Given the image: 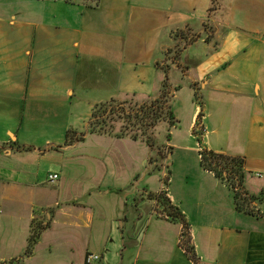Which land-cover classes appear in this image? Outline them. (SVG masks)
Returning a JSON list of instances; mask_svg holds the SVG:
<instances>
[{
    "label": "crops",
    "instance_id": "1",
    "mask_svg": "<svg viewBox=\"0 0 264 264\" xmlns=\"http://www.w3.org/2000/svg\"><path fill=\"white\" fill-rule=\"evenodd\" d=\"M218 1L217 12L208 17L210 0H99L95 7L82 0H18L15 12L0 16V162L1 157L21 153L18 147H26L11 132L26 115L43 117L63 136L68 130L76 131L80 115H87L88 121L96 104L131 95L136 100L156 97L165 76L155 65L170 64L166 52L183 42L189 31L195 41L179 54V66L168 70V83L171 85L170 74L176 72L189 78L190 89L193 85L199 95H212L220 105L226 104L228 95L243 97L251 104L244 152L231 157L244 159V180L253 175L264 181V0ZM4 6L15 7L13 3ZM205 23L213 33H208ZM175 32L181 33L177 39ZM197 43L207 52L203 59L197 64L180 61ZM200 111L196 106L191 126L197 124ZM201 114L203 120L208 118ZM207 150L230 156L226 151ZM3 168L0 254L6 253L19 229L25 235L27 222L88 229L90 235L91 215H72L69 207L52 204V196L56 200L58 192L47 193L31 176L3 173ZM208 174L217 187L219 181ZM144 176L142 173L139 179ZM221 190H226L224 185ZM161 191L165 190L157 193ZM258 191L262 204L257 210H263L264 182ZM166 192L173 206L180 205ZM221 196L222 205L227 200ZM181 213L189 225L199 264H264V219L236 212L231 201L230 207H218L213 220L192 218L184 210ZM153 222L147 220L139 242L133 235L137 224L123 241L124 255L130 249L126 264H192L178 247L181 227L170 252L171 232L163 227L169 223ZM111 223L99 221L98 229L108 239L115 235Z\"/></svg>",
    "mask_w": 264,
    "mask_h": 264
},
{
    "label": "rangeland",
    "instance_id": "2",
    "mask_svg": "<svg viewBox=\"0 0 264 264\" xmlns=\"http://www.w3.org/2000/svg\"><path fill=\"white\" fill-rule=\"evenodd\" d=\"M6 3H13L15 7L2 8ZM18 4V0H0V16L5 11L15 12ZM180 35V32L173 34L175 39ZM184 36L183 42L172 45L166 52L167 63L175 55V49L181 52L195 41V35L189 31ZM205 53L203 44L197 43L181 55L180 61L184 64L198 61L197 64ZM169 81L170 87L176 89L171 102L176 123L172 126L161 122L156 126L152 148L139 141L97 135H86L82 142L65 147V134L62 136L43 117L26 115L22 123L14 124L11 132L31 151L15 152L10 158L1 157L0 172L4 167L6 172L3 173H23L38 182L45 192H58L56 200L52 196V204L58 202L59 208L69 207L74 216L83 214L87 218L91 215V232L89 235L88 229L53 225L44 218L47 227L36 232L35 243L30 252H26L31 224L27 222L25 235L19 229L15 239L5 248L6 253L0 254V264H85L88 254L99 256L104 264H126L130 249L124 255L123 241L129 239L134 224H137L133 235L139 242L144 237L147 220L153 223L167 220L169 225L163 227L171 232L172 240L167 244L171 252L181 225L178 221H170L162 208L148 199L147 194H155L160 189L169 192L175 205L180 202L175 207L196 219L213 220L218 207L225 204L230 207V201L234 206L232 191L224 186L226 190L222 192L220 182L215 187L209 172L201 166L199 153L212 148L226 151L230 156L241 155L249 132L251 104L235 95H228L226 104L221 105L212 95H199L197 101L188 87V77L182 78L179 73L172 72ZM196 106L201 108L203 117L208 114V118L200 117L197 124L191 126ZM86 116L80 115L75 123L78 133H86ZM142 173L145 176L139 179ZM50 174L58 175L56 184L47 183ZM263 182L252 175L244 180L243 186L248 194L260 196L258 189ZM220 195L227 200L222 205L219 204ZM2 214L0 209V221ZM100 220H111L115 235L108 239L103 229H98ZM121 230L123 240L119 236ZM105 244L107 247L104 248Z\"/></svg>",
    "mask_w": 264,
    "mask_h": 264
},
{
    "label": "trees",
    "instance_id": "3",
    "mask_svg": "<svg viewBox=\"0 0 264 264\" xmlns=\"http://www.w3.org/2000/svg\"><path fill=\"white\" fill-rule=\"evenodd\" d=\"M82 2L88 6L95 7L98 5L99 0H82ZM218 8L219 1L210 0L208 17L214 15ZM203 26L209 34L213 33L211 26H208L206 23ZM180 53V50L175 49V55L171 59L170 64L164 66L158 63L155 65L165 76L156 97L150 99L148 102L138 103L135 100V96L131 95L123 100L112 99L94 105L87 121L86 133L68 130L65 134V147L82 142L86 135H97L114 139H128L133 142L139 141L152 148L154 146L153 134L156 126L161 122H167L172 126L176 123L171 111V102L176 89L171 90L168 83V70L172 66H179ZM190 87L193 89L195 100H200L199 94L195 91V86L191 85ZM201 113L202 110L198 117H202ZM17 150L19 152L31 151L30 148L26 147H18ZM199 158L203 170L213 174L215 179L232 191L236 212L264 219V209L257 210V207L262 204V195H250L243 186L245 178L243 158L225 156L210 150L200 152ZM147 197L156 203V206L162 208L170 221L179 222L181 232L178 247L192 264H199V259L191 241L189 225L185 221L181 211L171 204L167 197V192L161 191L157 194H148ZM45 228L42 224L39 225L35 224L34 221L31 222L26 252H30L31 246L35 243L36 232Z\"/></svg>",
    "mask_w": 264,
    "mask_h": 264
},
{
    "label": "built area",
    "instance_id": "4",
    "mask_svg": "<svg viewBox=\"0 0 264 264\" xmlns=\"http://www.w3.org/2000/svg\"><path fill=\"white\" fill-rule=\"evenodd\" d=\"M54 2H60V3H69L71 0H52ZM257 177H260V174L256 175ZM58 175L56 174H50L47 177V183L48 184H54L58 181ZM100 262V257L97 255H86L85 257V264H98Z\"/></svg>",
    "mask_w": 264,
    "mask_h": 264
}]
</instances>
